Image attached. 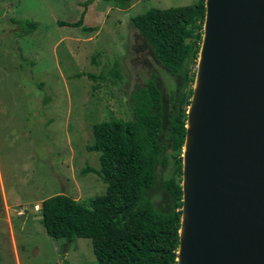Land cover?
Listing matches in <instances>:
<instances>
[{
    "label": "rangeland",
    "instance_id": "rangeland-1",
    "mask_svg": "<svg viewBox=\"0 0 264 264\" xmlns=\"http://www.w3.org/2000/svg\"><path fill=\"white\" fill-rule=\"evenodd\" d=\"M197 1L129 0L121 9L103 0H0V264H97L88 239L66 243L45 234L40 203L62 194L88 207L104 193L96 175L80 174L99 169L98 154L87 150L92 126L129 120L135 88L152 80L166 114L178 77L153 56L130 18ZM82 12L84 29L57 24ZM23 20L36 24L26 35L17 24ZM195 62L189 60L190 73ZM169 167L156 169L157 209L167 207L161 183Z\"/></svg>",
    "mask_w": 264,
    "mask_h": 264
},
{
    "label": "water",
    "instance_id": "water-1",
    "mask_svg": "<svg viewBox=\"0 0 264 264\" xmlns=\"http://www.w3.org/2000/svg\"><path fill=\"white\" fill-rule=\"evenodd\" d=\"M175 264H264V0H203Z\"/></svg>",
    "mask_w": 264,
    "mask_h": 264
},
{
    "label": "trees",
    "instance_id": "trees-1",
    "mask_svg": "<svg viewBox=\"0 0 264 264\" xmlns=\"http://www.w3.org/2000/svg\"><path fill=\"white\" fill-rule=\"evenodd\" d=\"M119 8L129 0H103ZM203 0L167 9H148L130 18L132 27L153 56L177 76L175 91L169 94L164 113L162 95L152 80L129 95V120L102 121L92 126L93 142L87 150L98 154L99 169L85 167L81 175H96L105 185L104 193L93 197L88 207L56 194L40 203V223L53 240L71 243L88 239L97 264H175L181 207L180 168L185 111L191 94L193 72L189 60L197 56ZM83 12L72 23L81 27ZM21 35L36 28L34 22H17ZM84 29V28H82ZM93 76L78 74L77 77ZM169 167L161 186L167 207L157 209L152 192L157 171Z\"/></svg>",
    "mask_w": 264,
    "mask_h": 264
},
{
    "label": "crops",
    "instance_id": "crops-1",
    "mask_svg": "<svg viewBox=\"0 0 264 264\" xmlns=\"http://www.w3.org/2000/svg\"><path fill=\"white\" fill-rule=\"evenodd\" d=\"M5 208H6V210H7V206H5ZM9 208V207H8ZM8 211V210H7ZM16 212H18V211H16ZM15 215H17L16 213H15ZM17 217H21L20 215L19 216H17ZM8 225H9V222H8ZM11 230L9 229V232H10Z\"/></svg>",
    "mask_w": 264,
    "mask_h": 264
}]
</instances>
